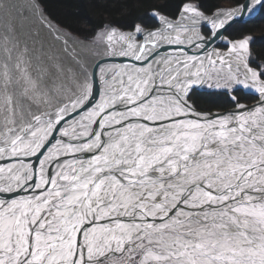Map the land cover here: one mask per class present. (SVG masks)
Segmentation results:
<instances>
[{"label": "snow or ice", "instance_id": "1", "mask_svg": "<svg viewBox=\"0 0 264 264\" xmlns=\"http://www.w3.org/2000/svg\"><path fill=\"white\" fill-rule=\"evenodd\" d=\"M31 7L62 47L0 33V264H264V37L225 35L264 0L72 44Z\"/></svg>", "mask_w": 264, "mask_h": 264}, {"label": "trees", "instance_id": "2", "mask_svg": "<svg viewBox=\"0 0 264 264\" xmlns=\"http://www.w3.org/2000/svg\"><path fill=\"white\" fill-rule=\"evenodd\" d=\"M41 1L50 15L65 26L76 31V28L81 29L82 26H87V28H85L86 30L91 26L95 27V24L101 21L104 16L108 17V19L114 17V15L119 16L118 20L115 19V17L114 19L119 21L118 23L121 25L127 23L136 16L141 15L143 12L147 11V9L154 6L162 11L175 15L184 0H107L110 1L107 4H104L101 0ZM219 1L220 0H200L203 9L208 12H211ZM258 19L256 20L259 21V24L264 25V21H262V19L260 20L259 17ZM259 44L262 45V42H259ZM258 49L259 51H264V44L261 49L259 45ZM219 103L224 104L225 107H229L230 104L226 99L220 100ZM212 109L223 110V108L220 107H213Z\"/></svg>", "mask_w": 264, "mask_h": 264}, {"label": "bare ground", "instance_id": "3", "mask_svg": "<svg viewBox=\"0 0 264 264\" xmlns=\"http://www.w3.org/2000/svg\"><path fill=\"white\" fill-rule=\"evenodd\" d=\"M8 2H10L11 4H14L16 7L11 8L7 13L0 11V33L5 32L8 27H11L15 30V32L18 36H20L21 38H27L30 46H33L32 42L35 41V42H37L34 45L36 48H39L40 44H43L45 46V48L54 47L56 49H60L62 47V45L58 41H55L53 39V37H52L51 33L48 31V29L46 27H44V25H42L39 22V20L36 18V16L34 15L35 10L31 7V5L33 3L39 5L40 10H42L38 0H8ZM237 6L232 7V8L233 9L237 8ZM42 13H43V16L46 17L48 19V21H50L49 18L44 14L43 11H42ZM206 14L211 15L212 13L206 12ZM179 15L176 18H171V19L177 20ZM257 18H258V16H257ZM247 19H251V18L247 15L242 18V20H244V21ZM262 21H264V19H262ZM234 23H237V22L235 21ZM247 24L248 23H244L243 25L249 26V24L248 25ZM258 24H259V21H258ZM60 31L63 32L62 30H60ZM201 31H203V29H201ZM254 31L257 32V28L250 27L248 31H246V30L242 31L241 30L240 32H245V33L250 34V33H254ZM36 33H38V35ZM63 33H65V32H63ZM225 35H226V32H225ZM66 38H70L69 43L72 44L73 43L72 38H75V37H72V36L67 34ZM75 39H77V38H75ZM221 45L222 44L217 41L214 46L219 48V46H221ZM73 46L76 47L77 51H80L79 45H73ZM174 47L175 46H171V47H168L166 49H162V52L165 50L166 51H172ZM252 47H254V44L252 45ZM221 50H223V49H221ZM88 55L91 56V51L88 52ZM109 62L127 63V62H129V58L115 57V58H111ZM98 87H99V85L97 84V88ZM253 103H255V100L252 101V103H247V104H253ZM213 111H222V110H215L214 109Z\"/></svg>", "mask_w": 264, "mask_h": 264}, {"label": "rangeland", "instance_id": "4", "mask_svg": "<svg viewBox=\"0 0 264 264\" xmlns=\"http://www.w3.org/2000/svg\"><path fill=\"white\" fill-rule=\"evenodd\" d=\"M104 4L106 3H109L110 1H107V0H101ZM38 2H39V4H40V7L42 8V11L44 12V14L49 18V20L54 24V25H56L60 30H62L63 32H65L66 34H68V35H70V36H72V37H75V38H77V39H80V40H84L85 38H87V37H90L96 30H98L99 28H101V27H103V25H105V24H114L115 26H120V24L118 23L119 21H116L115 19H119V16H117V15H114V17H115V19H114V17H111V18H109L108 19V17H106V16H104V18L103 19H101V21H99V22H97L96 24H95V27H90L89 29H85V28H87V26H82L81 27V29L80 28H76V31H74V30H72V29H70L69 27H67V26H65L64 24H62L61 22H59L56 18H54L52 15H50V13L49 12H47L46 11V8H45V6L43 5V3H42V1L41 0H38ZM242 2H244V0H238V1H236V0H220L218 3H217V5H216V7L215 8H213L212 10H211V12H208V11H206L205 9H203V7H202V5H201V2H200V0H184L182 3H181V5H180V7H179V9H178V11H177V13L175 14V15H172V14H170V13H167V12H165V11H162V10H160V9H158L157 8V10L161 13V14H163V15H165V16H168V17H170V18H176L179 14H180V10H181V8H182V5H183V3H195V4H198V5H200L201 7H202V10H204L205 12H207V13H212L213 11H215V10H217V9H227V8H232V7H236L238 4H242ZM138 6H139V4H138ZM151 8H149V9H147V10H150ZM100 11V10H99ZM98 11V12H99ZM126 12V11H125ZM100 13V12H99ZM143 13H145V12H143ZM142 13V14H143ZM141 14V15H142ZM257 16L259 17V14H257ZM252 19V18H251ZM247 19V20H242V21H236L237 23H233V28L232 29H230L228 32H226V35H230V33H232L233 32V30H235V35H239L241 32V30L242 31H244V30H249L248 29V27L247 26H244L243 24L244 23H248L249 24V26H251L252 24L253 25H255L256 23H257V20H256V18L255 19ZM258 19V18H257ZM259 20V19H258ZM255 21V22H254ZM250 22V23H249ZM247 24V25H248ZM243 25V26H242ZM246 25V24H245ZM259 26H261V27H264V25L263 24H258ZM257 25V26H258ZM203 29V31L202 32H204L205 34L207 33V30L205 29V28H202ZM263 35H262V37H264V33H262ZM259 41H258V43H257V46L259 47V45H260V49H261V47H262V45L264 44V42H262V45L261 44H259ZM258 47H257V49H258ZM219 48L220 49H223V45H221V46H219ZM252 101H254V99H251V98H248V99H243L241 102L242 103H252ZM246 103V104H247ZM230 107H232V105L231 104H229V107L228 108H230ZM212 110H214V109H212ZM215 110H221V109H215ZM223 111V110H222Z\"/></svg>", "mask_w": 264, "mask_h": 264}, {"label": "flooded vegetation", "instance_id": "5", "mask_svg": "<svg viewBox=\"0 0 264 264\" xmlns=\"http://www.w3.org/2000/svg\"><path fill=\"white\" fill-rule=\"evenodd\" d=\"M258 25V21H257V23L255 24V25H251V26H247L248 27V29L250 28V27H255V28H257V32L256 31H254V33H250L252 36H254V37H260V36H262L263 34V31H264V27H261V26H257ZM259 27V28H258ZM246 31H248L247 29H246ZM258 43V42H257ZM257 43H255L254 44V47H253V50L254 51H259V49H257Z\"/></svg>", "mask_w": 264, "mask_h": 264}, {"label": "water", "instance_id": "6", "mask_svg": "<svg viewBox=\"0 0 264 264\" xmlns=\"http://www.w3.org/2000/svg\"><path fill=\"white\" fill-rule=\"evenodd\" d=\"M238 21H242V19L241 20H238Z\"/></svg>", "mask_w": 264, "mask_h": 264}]
</instances>
